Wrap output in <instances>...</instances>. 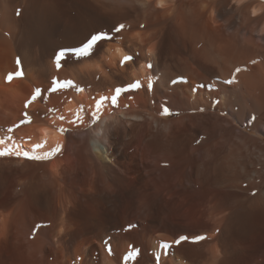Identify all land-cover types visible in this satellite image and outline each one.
<instances>
[{
  "label": "bare ground",
  "instance_id": "1",
  "mask_svg": "<svg viewBox=\"0 0 264 264\" xmlns=\"http://www.w3.org/2000/svg\"><path fill=\"white\" fill-rule=\"evenodd\" d=\"M5 149L0 264H264V0H0Z\"/></svg>",
  "mask_w": 264,
  "mask_h": 264
},
{
  "label": "snow or ice",
  "instance_id": "2",
  "mask_svg": "<svg viewBox=\"0 0 264 264\" xmlns=\"http://www.w3.org/2000/svg\"><path fill=\"white\" fill-rule=\"evenodd\" d=\"M19 15V13H17ZM126 27V25L124 24H119L118 26L115 27V31L117 33H119L122 29H124ZM141 27H143L141 25ZM110 39V37L108 36V34L106 32L103 31H97L93 34H90L85 41H82L81 44L79 46H70V47H66V48H61L58 52L55 53V60H56V66L57 68L61 67V61L65 60L66 57H68L69 55H75L78 57H88L94 54H97V52L99 51V48L102 46V43L105 42L106 40ZM132 59L131 56H124L123 60L121 61V63L130 61ZM17 70L14 73H9L7 79L11 80L13 78V76H22L23 73L20 69V64L21 61L18 58L17 61ZM149 68L152 67L151 64L148 65ZM241 69L237 68L236 72H240ZM235 81V76H233V78L231 80L226 81V83L231 84ZM71 81H60L58 78H53L52 81V87L49 89V91L51 92H56L59 91L61 89V87H68L71 85ZM173 83H175V81H173ZM142 85L140 83V81H134L132 83H128L126 86L123 87H117L113 93V95H111L110 97L107 96H101L98 100H96L95 103V108L93 109L92 112V122L95 123L96 120L99 119V111L102 108L103 104L105 101H110V103L113 106H116L118 103V98L120 97V95L122 93H125L129 90H135L140 88ZM148 90L151 91L152 90V82L149 81L148 83ZM201 87H204V85H201ZM208 87H214V85H208ZM82 90V89H79ZM41 96V91L39 88H37L35 90V92L32 94L31 98L25 102V107L28 106V104H30L33 100L37 99L38 97ZM214 103H216L214 101ZM84 111L83 106H81L80 109L77 110L76 114H75V119L73 121H71V123H75L76 121H82V116L81 113ZM169 113V109L167 107H164L162 109V114H168ZM60 119H64L63 116L60 117ZM252 119H255V116L252 117ZM26 121L30 122V117H28L27 114H25V118L22 119L20 121V124H24ZM59 131L64 132L67 131V129L64 128H60ZM34 148H39L41 147V145L37 144L33 146ZM62 145L57 144L55 148L51 149L49 152L44 153L43 155H34V154H30V152L28 151H24V152H19L17 151L15 153V155L17 156H24L26 158L29 159H37V160H41V159H48L51 156H53L55 153L59 152L61 150ZM10 154L8 152V150H2L0 151V156H5ZM131 227V226H130ZM188 239L185 236H181L178 240H176V243H180V241L182 240H186ZM196 240H202L204 239L203 236H197L195 237ZM105 246L108 247L109 252H111V247L108 246V242H105Z\"/></svg>",
  "mask_w": 264,
  "mask_h": 264
}]
</instances>
